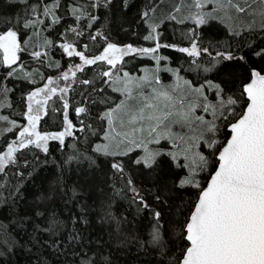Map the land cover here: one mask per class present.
<instances>
[{
    "label": "snow or ice",
    "instance_id": "snow-or-ice-1",
    "mask_svg": "<svg viewBox=\"0 0 264 264\" xmlns=\"http://www.w3.org/2000/svg\"><path fill=\"white\" fill-rule=\"evenodd\" d=\"M16 2L25 6V12L20 19L15 23L7 17L0 19V23L5 25L0 28V66L10 69L8 77L16 74L17 70L12 66L21 59L20 54L27 51V42L22 46L20 38L24 34L23 30L43 24L44 21L39 19V16L50 17L52 25L61 21V16L56 15L55 11L62 8L60 0H53L52 3L39 0L38 4H29L28 0ZM110 2L111 0H88L87 6L74 4L69 11L76 17L77 22L86 16L89 21L87 27L92 28L98 17L90 9L107 7ZM260 2L264 3V0ZM208 4L215 7L211 11H205ZM186 7L187 12L179 17L176 14L169 15V19L178 24L190 21L194 25L183 33L190 46L176 50L193 58L191 64L205 73L223 71L228 64H239L241 71L246 68L247 74L243 79H240L236 71L226 73L233 79H240V89L233 91L228 87V80L221 79L220 82L214 83L206 77L204 83L197 86L181 77L179 69H163L173 72L177 77V85L169 90H164L159 77L155 75L137 78L130 76L126 71L120 75L117 65L122 64L124 58L132 54L150 57L156 62V71H161L159 66L168 57L157 55L158 51L161 48L176 46L159 42L156 24L151 25V32L144 37L145 40L156 41L154 47H133L131 44L118 47L116 43L107 42L108 37L99 31L95 35L89 34V39L97 41L103 36L106 47H103L99 55H92L91 58L85 51L77 50L78 46L73 43L60 45L68 57H79L82 62L62 74L61 78L65 81L70 79L69 74L75 80L77 72L83 73L85 66L97 65L98 62L110 66L99 74L103 86L96 87L94 81L87 78L80 81L83 85H89L92 91L100 96L99 103L106 105L105 110L98 116L102 122L101 130L104 132L105 142L97 143L92 151L104 157L131 158L132 153L140 150L143 154L132 158V163L148 170L150 174L159 172L160 158L167 156L173 162L170 190H196V199L190 203L187 210L183 205L175 206V214L183 217L179 236L183 246L179 248L178 256L171 252L170 245L176 241L171 238L170 229L165 226L161 211L151 209V219L143 235L139 231L127 230L128 221L126 217L113 213L111 198L101 205L100 219L110 225L118 249H126L135 243L138 252L144 251L149 255L155 252L158 257L155 264H264V65L259 69L252 67L248 57L238 55L231 46L219 50L211 41L208 46H202L201 39V29L209 27L212 21L223 23L224 18L232 19V9L237 14H242L247 12L251 5L241 7L236 0H190ZM151 10L153 9L150 6ZM181 11L180 5L174 9V13ZM220 13H223V17ZM252 14H255V10ZM259 14L264 17V9H261ZM143 16L147 18L149 13L144 12ZM16 24L21 27L17 28ZM261 27L264 28V21ZM68 30L75 32L77 36L83 35V32L76 28L70 27ZM249 30H252L251 25ZM233 35L240 33L234 31ZM45 43L52 45L53 42ZM89 47L88 44L84 45L85 50ZM31 55L39 59L43 54L33 51ZM253 55L264 59V49L254 52ZM202 56L210 58L208 66L198 62L197 58ZM245 80L249 82L245 83ZM56 83V80L48 78L43 87H38L27 95V110L23 113L27 121L26 126L18 125L16 120H9L8 115H0V121L11 125L6 129L7 132L19 129L18 136L7 144L6 151L0 152V205L15 208L18 199L22 197L20 188L26 178L24 172L19 170L20 167H31L36 171L41 164L48 163L47 159L42 161L39 155L34 154L31 161L23 159L15 172L6 171V168L18 165V153L32 147L47 158L51 155L50 141H58L63 151L67 147L66 137H74L77 129L69 119V102L64 96L69 88L65 86L58 89L53 86ZM104 86L111 87L113 92H119L123 96L114 107L111 106L113 101L106 95L107 88ZM146 88L151 90L146 92ZM206 89L213 93V99L210 100L205 94ZM9 91L11 90L0 88V101ZM58 92L63 101V130L42 132L38 130L42 116L49 114V101ZM189 96L193 97L191 101L187 99ZM241 101H245L246 107L238 111ZM0 107L12 105L0 103ZM198 108L204 113H210L212 119L205 120L203 115H195ZM52 111L56 109L53 108ZM87 111L86 107L75 108L77 117ZM105 121L106 130L103 128ZM174 126H179L181 131H175ZM222 128L226 130L223 133ZM79 131H84V128ZM219 135L224 136L223 141L217 139ZM162 141L171 142L172 149H165ZM153 145L156 147H150ZM202 148L207 150L206 154ZM85 161L87 168L83 167ZM53 163L57 168V179L37 196L40 202L36 205L37 208H45V205L56 197L64 199L66 204L77 200L80 195L79 185L74 183L69 186L64 182L69 173H96V160L92 155H85L83 152L66 154ZM210 165L214 170H210ZM110 167L124 179V163L114 160ZM33 171L28 173L29 177ZM205 171L209 172L210 177L206 184L199 178L200 173ZM111 187L115 196L121 194V190L116 188L114 183ZM125 187L133 193V203H138L143 209L150 208L131 178H127ZM100 191L103 192V189ZM155 199L161 205L167 203L160 195ZM81 212V216L72 218L73 225L78 221L88 223L83 208ZM35 215L45 217L46 222L44 226L35 225L33 233L47 234L50 239L41 243L36 235H32L30 241L59 252L63 242L55 237L61 235L67 225L60 220L58 214L48 213L46 208L44 212H35ZM20 219L25 220L24 217ZM0 229H4L0 231V257H3L18 246V241L11 238L4 225L0 224ZM80 239L78 231L68 233L69 246L76 244ZM75 255L79 257L77 264H113L108 256L89 254L84 252L83 248L75 250Z\"/></svg>",
    "mask_w": 264,
    "mask_h": 264
},
{
    "label": "trees",
    "instance_id": "trees-1",
    "mask_svg": "<svg viewBox=\"0 0 264 264\" xmlns=\"http://www.w3.org/2000/svg\"><path fill=\"white\" fill-rule=\"evenodd\" d=\"M44 2L52 3L53 0H44ZM60 2L62 8L55 10L56 15L61 16L59 24L52 25L50 17L39 16V19L42 18L41 20L44 21L43 24H37L33 28L23 30L24 34L20 38L22 46L27 42V51L20 54L21 59L14 67L17 70L16 74L8 77L9 70L5 66H0V88L11 90L0 103L12 105V107H0V114L8 115L9 119L16 120L17 123L21 124L25 121L23 113L27 110V95L35 86L43 83V78L49 75H57L55 70L61 61H63V64L68 62L66 58L59 55V50L54 45L61 40V34L74 41L75 45L78 46L77 50L85 51L89 57L97 55L106 46L103 36L99 37L97 41L89 39V34L95 35L97 31L108 37L107 42L116 43L117 45L147 44L150 40H145L144 37L149 32L148 20L150 18L149 16L145 18L143 13L150 12L151 6L154 14L153 19L155 17L162 19L158 26L159 42L168 45L190 46V42L183 33L194 27V25L190 21L178 24L176 21L170 20L168 16L177 0H111L107 7L90 9L98 17L92 28L87 27L89 21L86 16L77 22L76 17L69 11V8L74 4L87 6L88 0H60ZM28 3L38 4L39 0H28ZM255 5L256 7L253 9H249L251 13H242L235 16L234 21L236 23L233 26L225 21L223 23L212 21L209 27L201 29L202 46H208L209 41L215 44L219 50H224L225 46H231L238 55L247 56L252 67L259 69L260 66L264 65V59L253 55V53L264 49V28L261 27L264 17L259 14L260 10L264 9V3L255 0ZM253 10H255V14H252ZM24 12L25 6L22 3H18L16 0H0V19L7 17L15 23ZM249 21L252 30H249ZM4 26L3 23H0V28ZM16 27L20 28L21 25L16 24ZM70 27L82 31L83 35L77 36L75 32L68 30ZM234 31L239 32L240 35H233ZM46 41L53 42L52 45H48L46 48L48 60L43 57L39 59L33 57L31 53L34 46L44 45ZM85 44L90 46L88 50L84 49ZM176 49L177 47L161 48L159 52L160 55L168 57L167 62L179 69L180 73L189 78L194 84L204 83L206 77L214 83L220 82L221 79L228 80V87L232 88L233 91L241 88L240 79H243V76L247 74L246 68L241 71L239 64H228L223 71L205 73L202 69H195V66L191 64L193 58L188 57L185 53H180ZM197 60L204 66L210 64V58L207 56H202ZM70 62L79 61L77 58H73ZM152 64L153 60L150 57L130 55L124 58V62L119 64V67L129 72H135L139 71L143 65ZM106 68L107 65L102 62H98L97 65L85 66V71L83 73L77 72L76 79L69 83V91L64 96L69 102V119L73 121L77 130L74 137H66L67 147L62 151L58 141H50L51 155L47 158L39 150L30 147L17 154V166L6 168V171L15 172L17 167L22 164L23 159L26 158L31 161L34 154L39 155L42 161L44 159L48 160L46 165L41 164L36 171H33L31 167H20L19 170L24 172L26 178L20 188L22 197L18 199L15 208L10 205H0V224L4 225V228L11 234L12 239L18 241L17 247L12 248L6 255L0 257V264H77L79 257L75 255V250L80 248H83V251L89 254L106 255L113 261V264H155V260L158 258L155 252H152L151 255L144 251L138 252L135 243L130 244L126 249L116 247L110 225L100 219L102 215L101 205L109 198H111L113 213L126 217L128 221L127 230L130 232L139 231L141 235H143L151 219V209L161 211L165 226L170 229L171 238L176 241L175 244L170 245L171 252L173 255H179V248L183 246L179 239L180 224L183 217L175 214V206L183 205L187 210L190 203L196 199V190L184 189L179 192L170 190L173 176L171 168L173 162L170 161V158L167 156L161 157L159 172L150 174L148 170L132 163V158L138 156V151L132 153L131 158L104 157L92 151L95 148V143L103 135L102 122L98 119V116L105 110L106 105L99 103L100 96L93 92L89 85H83L80 81L87 78L94 81L96 87L103 86L100 83L99 74L105 71ZM190 68L193 70L189 71ZM232 71H236L240 79H233L226 74ZM165 75L168 77L167 73ZM104 87L107 88L106 95L110 96L113 101L111 106H114L120 100V93L113 92L111 87ZM210 94L209 97H213L212 92ZM62 103L63 101L60 99V93L58 92L49 101V114L42 116L39 125L40 131L59 132L63 128L64 110ZM245 104V101H241L240 108L237 110L244 108ZM76 107H86L88 111L77 117ZM53 108L56 111H52ZM80 128H84V131H79ZM103 128H106V121L103 122ZM1 130L0 152L6 151L7 144L18 136L17 128L13 129L12 132H7L6 129ZM221 131L223 133L226 130L222 128ZM217 139L223 141L224 136L219 135ZM203 151L205 154L207 153L206 149H203ZM77 152L93 156V159L96 160V173L94 175L80 172L69 173L64 182L69 186L74 183L79 185L80 195L77 200L66 204L64 199L56 197L45 205L48 213L55 212L60 220L67 225L63 233L55 237V239L63 242L60 251L57 252L51 247H41L35 241H30L32 235H36L41 243L50 239L47 234L33 233L35 225L44 226L46 222L45 217L35 215L37 211H45V208L36 207L40 203L37 196L42 191L47 190L49 185L54 184L57 179V168L53 161L60 160L66 154L72 155ZM114 160L124 163V179H121L115 173V170L111 169L110 164ZM83 167L87 168L86 161ZM210 170H214L211 165ZM30 171H33L31 177L28 176ZM208 176L209 172L205 171L200 173L199 178H202L201 182L205 183ZM127 178H131L133 185L140 190L146 203L150 205L149 209H143L138 203L132 202L133 193L125 187ZM113 183L116 188L121 190L119 196L113 194L111 187ZM165 185L169 187H165ZM101 188L103 192L100 191ZM6 195L7 193H5ZM157 195H160L167 203L161 205L155 199ZM82 208L88 223L84 224L78 221L73 225L72 218L81 216ZM21 217H24L25 220L22 221ZM3 230L0 229V231ZM73 230L80 233L81 239L76 244L69 246L68 233Z\"/></svg>",
    "mask_w": 264,
    "mask_h": 264
},
{
    "label": "rangeland",
    "instance_id": "rangeland-1",
    "mask_svg": "<svg viewBox=\"0 0 264 264\" xmlns=\"http://www.w3.org/2000/svg\"><path fill=\"white\" fill-rule=\"evenodd\" d=\"M166 1V0H165ZM172 2V1H171ZM188 2H190V0H177V2H176V4L173 6V8L169 11V13H168V16L170 15V14H176V15H178V17L179 16H181L183 13H185V12H187V7H186V3H188ZM236 2L237 3H239L240 4V6L241 7H246L247 5H251V9H253L254 7H256V5H255V0H236ZM178 5H180L181 6V8H182V11H181V13H174V9L178 6ZM215 6L214 5H212V4H208L207 6H206V8H205V11H211L213 8H214ZM250 8H248V11L247 12H245V13H248L249 12V9ZM152 14H151V13ZM150 12H148L149 13V20H148V28H149V32H148V35H149V33L151 32V25H153V24H156V25H158L159 26V22H161L162 21V19H157V17H155V19H153V17H154V14H153V10L152 11H150ZM249 13H251V12H249ZM220 15L223 17V13H220ZM239 14H237L236 12H235V10L234 9H232L231 10V16H232V19H227V18H224V21L225 22H227V24H229L230 26H233L236 22L234 21V18H235V16H238ZM42 19V18H41ZM51 19V18H50ZM155 20V21H154ZM248 26H250V21H249V25ZM157 32H158V27H157ZM67 40H69V39H67ZM71 41V40H70ZM153 43H156V41H154V40H150L149 41V44L151 45V44H153ZM61 44H59V46H60ZM47 46L48 45H46V44H44V45H41V46H38V45H36V46H34V50L33 51H42L43 49H44V51H43V55L42 56H46V48H47ZM118 47H124V46H120V45H117ZM177 48H179V47H187V46H179V45H175ZM61 48V47H60ZM62 49V48H61ZM63 50V49H62ZM157 55H160V53L158 52L157 53ZM13 68L15 67V65H13L12 66ZM160 69H161V71H159V72H157L156 71V69H157V65H156V62L154 61V63L152 64V65H143V66H141V68H140V70L139 71H135V72H129V71H127V70H125V69H121L120 67H119V65H117V68L118 69H120V75H122L123 74V72H128L129 73V75L130 76H132V77H137V78H139V77H143V76H145V75H148V76H153V75H155V76H158L159 77V80H160V85H162L163 86V88H164V90H169L170 89V87H174V86H176L177 85V77L173 74V72H169V71H163V69H165V68H170V69H177L175 66H172V65H170L168 62H167V60H165V61H162L161 62V64H160ZM5 68L7 69V70H10L7 66H5ZM69 69H65V70H63V69H61L60 70V72H58L57 73V75H54V76H50V77H47L46 78V80L45 81H43V83L42 84H38L37 86H35V88L32 90V91H34V90H36V88H38V87H43L44 86V84H46L47 83V79L48 78H51V79H53V80H56L57 81V83L55 84V85H53L54 87H57L58 89L59 88H63V87H65V86H68V84L71 82V80H72V78H71V74H69L70 75V79L68 80V81H65V80H63L61 77H62V74L64 73V72H67ZM165 73H167V75H168V77L165 75ZM179 75L181 76V77H183L184 79H188V80H190L189 78H187V77H185V76H183L180 72H179ZM194 85H199V84H194ZM159 87V86H158ZM151 89L150 88H146L145 89V91L146 92H149ZM179 90V89H178ZM211 91H209V90H207L206 89V92H205V94L209 97L211 94ZM121 95V94H120ZM212 95H213V93H212ZM121 99H123V96L121 95V97H120V100ZM188 101H191L192 99H193V97L192 96H189L188 98ZM209 99L211 100V99H213V97H209ZM119 100V101H120ZM202 102V101H201ZM26 103H27V100H26ZM119 103V102H118ZM115 106V105H114ZM113 106V107H114ZM1 115V114H0ZM195 115H203L204 116V118H205V120H211L212 119V117H211V114L210 113H204L203 111H202V109H200V108H198L197 110H196V113H195ZM4 123V125H2V123ZM18 125H21V126H26V124H27V121L25 120L24 122H22L21 124L20 123H17ZM11 125L9 124V123H7V122H5V121H0V130H1V128H2V130H4V129H7L8 127H10ZM107 129V123H106V128H105V130ZM1 130V131H2ZM63 130V128L60 130V131H62ZM174 130L175 131H181V129H180V127L179 126H174ZM17 131L19 132V129L17 128ZM185 131H186V129H185ZM17 132V133H18ZM50 133H53V132H50ZM103 135H104V132H103ZM103 135H102V138L99 140V141H97L96 143H95V145L97 144V143H104L105 141L103 140ZM162 143V145L164 146V148L165 149H172V144H171V142H169V141H162L161 142ZM95 145H94V147H95ZM150 147H156V146H150ZM202 151H203V149H201ZM143 153H142V151H140V150H138V156L139 155H142Z\"/></svg>",
    "mask_w": 264,
    "mask_h": 264
},
{
    "label": "flooded vegetation",
    "instance_id": "flooded-vegetation-1",
    "mask_svg": "<svg viewBox=\"0 0 264 264\" xmlns=\"http://www.w3.org/2000/svg\"><path fill=\"white\" fill-rule=\"evenodd\" d=\"M62 43H73L74 44V46H76L75 45V43H74V41H70V40H67V38L64 36V34H61V40H59V41H57L54 45H56L57 46V48H58V53H59V55H62L64 58H66L67 59V61L68 62H66V64H63V61H61V63L59 64V66L56 68V73H58V72H60V70L61 69H63V70H65V69H69V68H73L74 69V66L76 65V64H79V63H82L80 60H79V57H68L67 56V54L66 53H64L63 52V50L60 48V46H59V44H62ZM161 43V42H160ZM153 44H155V43H153ZM153 44H151V45H153ZM162 44V43H161ZM142 45H146V46H151L150 44H149V42L147 43V44H136V45H132V46H135V47H139V46H142ZM120 46H127V45H120ZM106 47V46H105ZM43 51H44V49L41 51L42 53H43ZM103 51V49L97 54V55H99L101 52ZM160 51V50H159ZM158 51V52H159ZM160 53V52H159ZM132 55H136V56H140V55H137V54H132ZM45 60L47 59L48 60V54H47V52H46V56H42ZM73 58H77L78 59V61L79 62H70V60L71 59H73ZM89 58H91V56L89 57ZM70 59V60H69ZM61 60H63V59H61ZM153 63H154V60H153ZM110 66H108L107 65V68L105 69V70H108V68H109ZM52 77V75H49V76H47V77ZM46 77V78H47ZM46 78H43L44 80L43 81H45L46 80ZM73 80V79H72ZM71 80V81H72ZM36 83V82H35ZM38 83V82H37ZM68 86H69V84H68ZM67 86V87H68ZM9 120H12V119H9ZM26 120V119H25ZM38 130H39V126H38Z\"/></svg>",
    "mask_w": 264,
    "mask_h": 264
},
{
    "label": "water",
    "instance_id": "water-1",
    "mask_svg": "<svg viewBox=\"0 0 264 264\" xmlns=\"http://www.w3.org/2000/svg\"><path fill=\"white\" fill-rule=\"evenodd\" d=\"M155 46V44H153V45H151V46H146V45H142V46H139V47H154ZM133 47H135V46H133ZM262 74H264V73H262ZM247 82H249V81H246L245 83H247ZM246 98V97H245ZM245 107H246V104H245ZM244 107V108H245ZM210 177L208 176V178L206 179V181H205V183L204 184H206V182H207V180L209 179Z\"/></svg>",
    "mask_w": 264,
    "mask_h": 264
}]
</instances>
